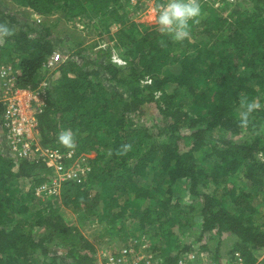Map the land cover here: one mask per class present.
Instances as JSON below:
<instances>
[{"label": "trees", "instance_id": "trees-1", "mask_svg": "<svg viewBox=\"0 0 264 264\" xmlns=\"http://www.w3.org/2000/svg\"><path fill=\"white\" fill-rule=\"evenodd\" d=\"M9 1L0 0V25L10 31L0 35V70L11 67L3 77L11 91L44 94L41 144L73 152L63 167L88 172L50 201L36 197L54 169L12 153L0 79V264H104L103 241L87 239L71 219L95 222L101 195L110 219L148 237L159 264L196 250L215 264H264V0L231 3L226 16L199 0L202 15L182 43L155 23L134 22L132 0ZM57 15L116 31L105 47L86 46L54 32L48 21ZM57 51L66 57L45 79ZM148 105L158 117L143 121ZM17 181L30 185L20 199Z\"/></svg>", "mask_w": 264, "mask_h": 264}, {"label": "rangeland", "instance_id": "rangeland-1", "mask_svg": "<svg viewBox=\"0 0 264 264\" xmlns=\"http://www.w3.org/2000/svg\"><path fill=\"white\" fill-rule=\"evenodd\" d=\"M1 1H4L6 3H10L9 0H1ZM159 1H165V0H132L130 8H131V11H133L135 14V18L133 19V21L137 22V23H145V22L146 23H155V21H154V10L158 6ZM204 1L206 3L212 5V7L214 9L219 10L221 16L222 15L226 16L228 11H229V10L227 11V8L230 7L231 3L233 5V4H236L240 0H204ZM13 8L18 9L17 7H13ZM58 18H59L58 15L53 16L48 21V22H52L53 24L56 25L53 28L55 33H57L59 36H63L64 34H71L72 40H77L78 42L83 40L85 42L84 45L90 46V47L93 44H97V43H99V44L101 43L102 46L105 47L107 45V43L109 42V36L116 31V29H111L110 34L104 33L102 25H99L100 24L99 20L95 19V18L92 21L85 20L83 22L77 21L75 23H70V22H67L64 20H59ZM112 27H114V26H112ZM56 55L58 56L59 59L61 58V55H63V57H66L65 54H61L58 51L56 52ZM58 63H59V61H58ZM54 66H50L49 63L47 66H45V68H46V69H44V73H46L44 75L45 79H47V77L50 76V74H52L56 71V66H55V68H53ZM10 69H11V67L8 66L7 68L0 70L1 71V78L0 79L5 80V82H6L5 83L6 87H4L3 92H2V97H1V102L5 103V105H6V113H7V103H8L6 98L9 96L10 91H11L10 90V88H11L10 81H12V79H7L3 76L9 75ZM56 74H58V72ZM0 90H1V86H0ZM44 100H45V98H44ZM41 101H43V100L41 98H39L38 102L41 103ZM146 109H147L148 119H147V117H145L143 119V121L149 120V116H152L153 114H154V116L158 117V115L156 114L155 107H153L152 105H148ZM36 141L38 143L39 142L41 143V138H40L39 134L36 136ZM52 164H51V166L53 167ZM73 170H75V168ZM54 171H55V169H54ZM56 177H57V174H55V173L52 174V176L49 177V180H50L49 183L43 184L42 187H44L45 185L46 186L51 185L52 181L55 180ZM15 184H19V185L16 188V192L13 194V196H15L16 199H20L21 197H23L24 194H26L28 192V190L30 189V185L29 184H27V185L23 184L22 181H20V182L17 181ZM36 190H37L36 191V197L38 199H41V201H43V202H46L48 200L50 201L55 196H58V195H48V193L45 195L44 192H46V191L40 190V187L36 188ZM59 194H60V192H59ZM94 195H95V193H92V196H94ZM106 198L107 197L103 196V195H101L97 198L96 203L98 205V216H96L97 217L96 221L93 223H90L88 221L86 222L84 220H80L82 215H71V219L73 221L72 224L74 225V227H76L81 232V234L85 235V237L87 239L94 241V239L99 240V238H100V240L103 241L101 244L96 243V246L98 248L97 257L99 258V261L102 262L104 259L107 260V258L108 257L110 258V256L112 254L117 253L118 251L122 250L123 247H125V246H129L131 249L135 250L136 253L146 256L148 259V262H150V264H159L161 257L157 258L154 261L151 258H149V256H148V253L151 254V251L148 252L150 240L148 239V237L146 235L142 236L141 238H138L137 232L135 230H133V232H131V230H130V225H129L130 221H127L126 224H120L116 221H113L112 218L110 219L108 217L110 215H107L105 213V208H104V205L106 203ZM32 207H33V205H32ZM36 209H37V207H36ZM105 229H107L108 233H106V235H102L103 233H101L100 234L101 236H99V232H101L102 230H105ZM197 231H199V230H197ZM197 231H196V233L191 234V235H189V232L182 235V237H180L178 242L176 243L177 246L179 244L191 243L193 240H195L199 236V232H197ZM95 232L98 233L97 235L99 237L96 236V234H94ZM160 240L161 239L158 240L159 245H160V247H163L164 242L161 243ZM197 247H199V243L195 244L193 248L197 249ZM163 253L166 254L167 251H163ZM102 258H104V259H102ZM257 261H258V263H262L264 261V252H261L257 255Z\"/></svg>", "mask_w": 264, "mask_h": 264}, {"label": "built area", "instance_id": "built-area-1", "mask_svg": "<svg viewBox=\"0 0 264 264\" xmlns=\"http://www.w3.org/2000/svg\"><path fill=\"white\" fill-rule=\"evenodd\" d=\"M41 18H38V22ZM56 53L50 58L49 65L54 66L60 62ZM41 98L43 101L38 102ZM7 100V113H5V126L9 131V145L18 158H30L36 155L37 158L47 160L53 163L54 173L57 174L55 180L49 186H40V190H45V195H59L62 183L68 179H80L85 176L88 169L82 165H75L66 169L63 163L67 159H71L73 152L67 154L62 153L57 149H51L43 146L40 142L36 141L38 135V115L45 107L44 95L39 92L31 90L17 89L10 91ZM5 104V103H4ZM75 168V170H73ZM42 187V188H41ZM38 193V192H37ZM239 264H244L242 261ZM104 264H150L147 257L136 253L133 249L123 248L122 250L114 253ZM178 264H215L209 257L198 250L183 256Z\"/></svg>", "mask_w": 264, "mask_h": 264}, {"label": "clouds", "instance_id": "clouds-1", "mask_svg": "<svg viewBox=\"0 0 264 264\" xmlns=\"http://www.w3.org/2000/svg\"><path fill=\"white\" fill-rule=\"evenodd\" d=\"M202 15L199 0H165L154 10V21L158 32L167 36L175 43H182L190 38L191 25L196 23ZM0 35H10L6 26L0 25ZM252 105L248 106L251 111ZM59 139L64 144H69L71 134L64 132Z\"/></svg>", "mask_w": 264, "mask_h": 264}, {"label": "crops", "instance_id": "crops-1", "mask_svg": "<svg viewBox=\"0 0 264 264\" xmlns=\"http://www.w3.org/2000/svg\"><path fill=\"white\" fill-rule=\"evenodd\" d=\"M146 23V22H145Z\"/></svg>", "mask_w": 264, "mask_h": 264}]
</instances>
